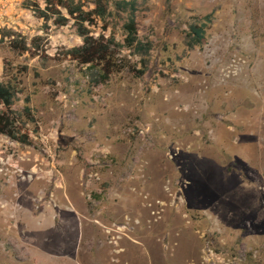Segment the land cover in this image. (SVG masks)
<instances>
[{
  "label": "rangeland",
  "instance_id": "rangeland-1",
  "mask_svg": "<svg viewBox=\"0 0 264 264\" xmlns=\"http://www.w3.org/2000/svg\"><path fill=\"white\" fill-rule=\"evenodd\" d=\"M45 5L0 0V81L29 138L0 134V264H264V0H139L149 54L87 64ZM120 25L87 28L122 43Z\"/></svg>",
  "mask_w": 264,
  "mask_h": 264
},
{
  "label": "trees",
  "instance_id": "trees-1",
  "mask_svg": "<svg viewBox=\"0 0 264 264\" xmlns=\"http://www.w3.org/2000/svg\"><path fill=\"white\" fill-rule=\"evenodd\" d=\"M139 0H92L94 7L85 9L81 1L76 0H45V8L41 9L35 6L33 9L38 18L49 20L55 18L54 22L59 25H65L68 18L62 14L60 8H66L69 15L74 19L77 33L83 38L84 45L82 47L73 48L70 53L77 59H81L82 63H92L110 55L111 45L121 46L132 49V51L141 56H147L152 50V44L149 41L143 42L138 34L137 28V10ZM100 18L104 22L116 21L120 25L123 35L122 43L118 42L114 34H111L106 43H101L95 37L90 35L87 25L94 23V18ZM207 19H210L207 17ZM205 25H191L188 35V45L193 48L200 46L205 41ZM108 53V54H107ZM110 57V56H109ZM83 58V59H82ZM91 67V66H90ZM144 70L146 71V62L143 59ZM104 71V69H103ZM108 71V70H107ZM102 72V79L107 78L108 73ZM15 96V89L11 84L0 81V104H2L8 113H0V134L19 141L23 144H29L27 134H22L21 130L15 125L14 120L18 119L14 116L12 105ZM27 116L30 115V108L26 107ZM11 113V115H9ZM33 120V119H32Z\"/></svg>",
  "mask_w": 264,
  "mask_h": 264
}]
</instances>
